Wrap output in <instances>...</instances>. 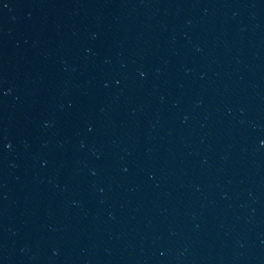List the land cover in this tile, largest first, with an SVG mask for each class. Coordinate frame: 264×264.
<instances>
[{
  "label": "water",
  "instance_id": "obj_1",
  "mask_svg": "<svg viewBox=\"0 0 264 264\" xmlns=\"http://www.w3.org/2000/svg\"><path fill=\"white\" fill-rule=\"evenodd\" d=\"M0 264H264V0H0Z\"/></svg>",
  "mask_w": 264,
  "mask_h": 264
}]
</instances>
